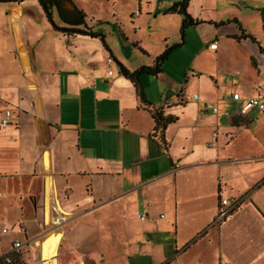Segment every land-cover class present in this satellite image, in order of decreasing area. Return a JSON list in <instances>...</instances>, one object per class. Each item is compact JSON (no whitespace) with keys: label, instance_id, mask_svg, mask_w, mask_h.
Listing matches in <instances>:
<instances>
[{"label":"crops","instance_id":"crops-1","mask_svg":"<svg viewBox=\"0 0 264 264\" xmlns=\"http://www.w3.org/2000/svg\"><path fill=\"white\" fill-rule=\"evenodd\" d=\"M107 1L110 7L109 17L106 19H100L97 14L89 13L87 11L89 3L85 0H72V3L86 15L88 27L92 30L97 28V32L102 33H105L107 28H116L123 38L124 45H107L106 48L98 39L70 37L55 31L48 23L38 0H24L19 3L0 0V118L6 108L13 112L12 124L5 128L0 127L2 158L0 182L4 185L12 183L20 186L16 194L18 200L16 205L18 212L14 215L16 223L10 226L5 224L0 229V231L4 228L12 230L2 237L4 239L12 235L7 249L0 252V257L9 251L13 241H26L24 235L16 232L17 227L25 226L21 222H26L27 217L38 210L46 207L50 210L54 209L52 206H56V209L61 208L63 213L92 215L83 219L72 230L62 234L58 254L51 257L52 263L48 261V256H43L42 259L41 251L40 254L34 255L32 262L23 259L24 261L30 264H71L67 258L74 251L77 256L74 257L76 264H86L87 261L101 264L95 260L101 255L104 259L107 257L102 264H125L114 248L108 245L107 238L102 237L95 245L92 241H80L72 236L71 232L84 222L92 221L98 224L117 223L127 232H137L139 231L137 224L134 222L131 225L130 218L125 212L135 208L137 197L144 192L145 195L150 194L151 192H148L150 188L160 189L162 187L160 180L166 176L174 181L176 175L193 170L195 175L199 177L204 175L202 179L209 181L212 171L216 169V176L211 177L212 186L201 196V199H211L214 202L211 219L217 213L219 205V202L216 203L215 194L216 186H219V182L215 185L217 178L220 179L230 199L248 197L247 203L237 212L230 214L221 225L220 242L212 237L209 243L206 241L208 245L218 244L212 256V264L214 259L229 262L225 259L224 243L228 241L226 231L231 218L241 215L246 210L245 206L250 204L259 217L253 212L254 216L264 220V213L258 208L264 207V144H258L257 155L250 158H238L237 153L227 156L223 154L228 152L227 149L234 144L237 136L240 137L242 132L252 125L253 121H250L247 115L253 111L264 115V112L252 109L246 115L238 113L228 120V125L225 127H219L218 118L213 115L205 119L199 118V113L207 115L211 112L203 109L206 104L217 105L216 116L219 114L220 106L219 78L213 77L212 72L203 70L206 51L202 48L189 61L187 68L189 71L183 80H179L173 74L165 73L164 70L156 77L160 80L156 83L142 76L141 86L145 100L149 103L142 104L135 85L119 73L118 63L127 70L134 71L142 66H152L155 57L171 43L187 45L185 33L183 40L180 34L182 18L176 14H165V11L175 3L173 0L166 4L167 8H163L162 12L155 14L172 18L174 25L169 26V29L173 36L163 37L159 42L160 45H155L157 52L150 54L145 46L142 45L144 48L142 49L139 43L130 44L123 33L124 14L137 20L142 26L141 4L143 2L148 4V0ZM193 1L189 3L188 13L193 19L201 22L196 27L203 25L206 27L199 38V45L216 43V49H209V53H215L216 58L222 56L228 59V63L236 68L235 73L234 70L232 71V77L234 82L240 80L234 84V88L226 89L225 97L239 110L241 102L235 103L232 100L234 93L240 94L243 99L255 94L256 89L264 94V90L261 89L264 81V53L259 48L264 45L263 13H260L263 35L258 36L249 28L251 18L240 16V10L244 8L239 1L228 0L227 14L222 18L210 14H205L206 16L201 18L198 14H192L190 9ZM98 7L100 8V5ZM150 13L149 11L147 17ZM56 15L62 23L57 12ZM90 15L93 18L88 23ZM252 18L260 22V17ZM233 19L237 20L245 33L251 35L257 43L250 39H237L241 32L234 23L215 26L217 23ZM53 21L57 27H60L55 19ZM92 22L94 27L90 25ZM259 22H256V26ZM132 48L141 51L149 62H141L142 59L133 61L135 56H131ZM108 58L112 59L114 65L116 64L115 71L111 70L113 64L107 65ZM250 60L256 69L259 68L257 83L253 87L242 82L243 75H238L237 72V66L247 65ZM218 69L217 63L216 70ZM109 71L111 75L108 74ZM205 72L209 75L206 76ZM166 90L172 92L162 100ZM223 90L224 87H221L222 92ZM153 110H160L164 116L174 117L175 121L165 130L156 131L151 115ZM240 117L247 122L238 121ZM198 120L216 127L217 136H213L214 143L212 138L207 144L209 149L199 147L198 143L194 142L195 135L200 133L195 127ZM256 127L262 131V135H258L262 140L264 118L256 123ZM179 147H182L181 150ZM164 156L169 158L171 165L169 171L165 170ZM199 156H202L203 160L197 159L199 160L197 164L185 165ZM251 159L254 160L250 162ZM219 163L221 164L218 165ZM251 163H254V167L249 165ZM253 168L259 173L258 181L249 176L252 175ZM246 169L249 170V174L243 173ZM206 184V181L199 180L195 186L196 191L197 185L200 189ZM2 191L4 190H0V200L5 197V191ZM57 193L63 194V198L55 199ZM148 199L151 202L149 208L154 206L163 212L166 203L164 200L155 196H149ZM24 202L27 205L23 206ZM112 211H116V216L112 215ZM106 215L107 217H101ZM161 216L163 215L160 214L159 218L163 219L164 217ZM155 218H151L146 213L145 220L141 221L138 217V221L145 222L146 219ZM30 219L32 220L28 225L31 237L41 236L36 230L35 219H41L44 222L41 223L42 225L50 224L49 214L44 213L42 217L34 214ZM54 223L59 225V232L69 224L62 216ZM142 229L148 231L153 228ZM172 229L177 243V216L173 220ZM202 231L204 232L205 229ZM202 231L181 248L182 255L207 235V232L201 235ZM143 235H146L151 243V251L156 258L162 257L164 249L161 243L149 239L151 238L149 232ZM52 236L48 232L45 240L39 243L48 246V239ZM248 238L246 247H243L244 242H240L243 245L238 243L240 255L250 251L249 246L252 244H257L252 236ZM134 239L135 235L128 240H122L120 237L118 241L122 242L119 246L124 244L126 251L138 250L135 245L130 248V243H133ZM136 239L140 242L143 238ZM24 247L35 250L32 244H26ZM40 250H42L41 246ZM182 255L176 260H180ZM38 257L39 260H36ZM263 257L264 248L261 247L247 264L260 262ZM126 258L130 261V255ZM141 258L148 259L149 264H153L149 256ZM54 260L57 263H54ZM176 260L169 258L159 264L166 262L173 264Z\"/></svg>","mask_w":264,"mask_h":264},{"label":"rangeland","instance_id":"rangeland-1","mask_svg":"<svg viewBox=\"0 0 264 264\" xmlns=\"http://www.w3.org/2000/svg\"><path fill=\"white\" fill-rule=\"evenodd\" d=\"M78 1V0H74ZM80 1V0H79ZM87 3H89L87 7V11L89 13H95L97 14L100 19H106L109 17V7L110 3L107 0H85ZM172 0H148V4H145L144 2L141 4V19L143 20L142 26L139 25V22L137 20L131 19L128 15L124 14V35L127 37L128 41L132 45H140L142 47L145 46L148 53L153 54L154 52H157V49L155 45H160V40L162 41L163 37L168 35L170 38L173 36V33L171 29H169V26L174 25L172 18H168L163 15L156 16L158 12H162L163 8H167L166 4ZM175 2L181 1V0H173ZM242 5V8L240 10V16L243 15L246 18L250 19V25L249 28L251 31H254L258 34V36L263 35V28L261 23V12L264 16V0H237ZM71 3H65V7L67 10H70L72 8V0H69ZM100 5V8L98 7ZM136 5V4H135ZM228 0H194L191 4L190 12L195 15L201 16V18H204L205 14H210L211 16H216L217 18H222L224 15H226ZM138 9V7H136ZM140 9V8H139ZM150 13V16L147 17L148 12ZM87 13V12H86ZM88 15V13H87ZM89 16V15H88ZM91 16V15H90ZM94 16V15H93ZM260 17L259 20H252L254 17ZM92 16L88 17V23L92 20ZM95 19L97 17L94 16ZM53 19H55L58 26L63 27L65 26L62 24L56 15V12H53ZM145 19V21H144ZM176 19V18H175ZM170 21V22H169ZM259 22L258 26H256V22ZM255 24V25H253ZM92 27H94L93 22L90 24ZM139 26V27H138ZM204 29H206L205 25L199 26V27H190L185 30V35L187 38V45H180L172 51L170 54V57L168 61L164 64L163 70L167 74H173L174 77L179 78V80H183L186 76V73L189 71L188 63L193 58L195 53L199 49H204L206 51L204 53V56L206 58V61L204 62L205 65L203 67V70L206 72H212V76H217L219 78L218 82V102H219V114L216 116L215 114L209 112L207 115H203L201 113L198 114L199 118H209L210 116H214L218 118V126L219 127H225L228 125V120L238 115L239 110L235 107L234 104L229 102V100L225 97L226 89L228 88H234V84H237V82L240 80L238 77V81L234 82V79L232 77V71L234 70V73L236 72L235 66L228 63V59H225L222 56H219L216 58L215 53H209L210 52V45H199L200 43V36L203 34ZM94 31H98V29H93ZM105 36V42L106 45H124L123 38L118 32L116 28H107V31L105 33L103 32ZM174 44L171 43V45H168L167 47L173 46ZM264 47V45H262ZM165 50V49H164ZM142 52L136 48H132L131 56H135V59L133 61H136L137 59H142L141 62L147 61L149 62V59L144 57ZM132 59V58H131ZM218 63V70H216V64ZM116 65V64H115ZM113 64V68L115 71V66ZM120 73L119 66L117 67ZM259 68H255V65L253 62L248 61L247 65L244 66H237V72L238 75H243L242 82H246L247 85L250 87H253L254 84L257 83L256 76H257V70ZM204 73L206 76H208V73ZM237 74V73H236ZM149 79H152L151 81L153 83H156L160 80H157L156 77L146 76ZM241 82V83H242ZM221 87H224L223 92L221 91ZM256 88V87H255ZM261 89L264 90V81H262ZM172 92L171 90H166L162 100L165 99L169 95V93ZM252 94V93H251ZM249 94V95H251ZM211 95V94H210ZM212 97V95H211ZM176 98V96H175ZM9 110L12 112L11 109L6 108L4 111ZM3 111V112H4ZM13 114V112H12ZM242 117V116H241ZM237 119L238 121L244 123L247 122L246 119L243 118ZM247 118L252 122V125L249 126L246 131L242 132V135L239 137L237 136V140H234V144L230 146V149H227L228 152L223 154V156H227L230 154L237 153L238 158H246V157H253L257 155L256 151L258 148V144H264V138L262 140L259 139L258 135H262V131H260L259 127H256V123L264 118V115L258 114L255 111L251 112L249 115H247ZM198 131L197 135H195L194 142L198 143L199 147H204L205 149L208 148V143L211 142V139L213 138V134L215 133L216 127L211 126L208 122H203L201 120H198L196 126ZM212 127H215L213 130ZM220 132V131H219ZM217 134V133H215ZM256 138V140H255ZM208 140V142H207ZM213 143L214 138H213ZM219 142V141H218ZM174 145V144H173ZM182 147H179L181 150ZM202 159V156L196 157L192 159L191 161L185 163V165L190 164H197L199 160ZM0 160L2 158L0 157ZM254 159L249 160L252 162ZM165 162V170L169 171L171 169L170 161L167 156H164ZM3 163V162H1ZM219 163L218 165H220ZM252 167H254V163L249 164ZM254 169V168H253ZM255 171V172H254ZM257 169H254L252 172L253 179H257V181L260 179V177H257L259 174L256 172ZM217 170L212 171V176H210L209 181L202 179L204 175H195L194 171H185L180 175H176V178L170 179V177H164L161 179L162 187L157 190H152L150 188L148 192L150 191V194H146L144 192L142 195L137 197V203L135 205L134 209H129L126 212L127 216H129L131 225L135 222L138 226L139 231H131L127 232L125 228H120V226L116 223H106L98 224L94 223L93 221L90 222H84L82 225H79L74 231L71 232L72 236L75 238H78L80 241H92L95 245L99 240L102 239V237L107 238L109 240L108 245L114 248V251L117 253L118 256H120V259L125 262V264H149L148 259L141 258L142 256H149L151 258V261L153 264H159L163 262L166 259L171 258L172 260H176L180 255H182L181 248L191 239H193L199 232H201L203 229L205 231L201 234L204 235L207 232V235L200 239L196 244L192 245L187 252H185L180 260H176L173 262V264H212V256L214 253V250L217 249L218 244H212L208 245L210 242V237H212L214 240L220 242V228L221 225L226 221V218L223 220L218 219V211L215 213V216L212 218V211L214 209V202L211 199H201V196L207 193L209 188L212 186L211 177L213 178L216 176ZM244 174H249V170H244ZM53 174V173H52ZM251 174V173H250ZM224 175V174H222ZM172 180V181H171ZM206 181L207 184L201 188H198L197 185V191L195 189L196 183L198 181ZM159 181V182H160ZM219 182V186H216L215 194H216V203L219 202L218 210L220 207V201L222 199H226L228 202H230L232 206L231 213L237 212L241 207L244 206V204L247 203L248 197L245 198H234L230 199L229 196L226 193V190L222 187V184L220 183V179H216L215 185ZM211 183V184H210ZM255 183V182H254ZM243 184V183H242ZM0 190L5 191V197L0 200V229L3 227V225L8 224L13 225L16 223L14 215L18 212V200L16 198V194L20 190V186L12 183L2 184L0 182ZM244 190V188L242 189ZM246 190V189H245ZM2 191V192H4ZM9 193V195H8ZM149 196H155L156 198L160 200H164L165 206L162 211H159L154 206H150L151 202L148 199ZM60 200L63 198V194L57 193L55 196V199ZM28 202V201H27ZM117 203V202H116ZM27 205L26 202H24L23 206ZM217 206V204H216ZM260 206V205H259ZM43 207V206H42ZM54 209L48 210L46 207L43 208V210H38L37 212L31 214L29 217H27L26 222H21L23 225L27 227L28 235L30 236V228L28 225V222L31 221L30 219L32 215L40 216L42 217L45 213L46 215H50V224L42 225L43 222L41 219H35V225L36 230H38V233H41V236L38 235L35 239L36 243L32 244L35 250L33 251L30 248L23 247L21 250L22 258L32 262L34 255L40 254V251L43 256H48V261L52 263V256H56L58 254L59 249V242L61 241L62 234L66 233L67 231L72 230L75 226H77L83 219L86 217L88 218L92 214H82V215H76V213H63L62 209H56V206H52ZM264 213V207H258ZM245 211L242 212L239 216H234L231 218L229 225L227 227V236L228 241L224 243V252H225V259L229 260L231 264H247L251 257H253L257 252H259L260 248H264V220L261 218H256L254 216L255 211L252 210L253 208L250 207V204L246 205ZM251 209V210H250ZM210 211V212H209ZM251 211V212H250ZM119 213V211H117ZM254 212V213H253ZM63 213V214H62ZM112 215L116 216V211L111 212ZM146 213L149 214V216L156 217L154 220L146 219L145 222H139L138 217L141 215H145ZM163 215V219L159 218V215ZM257 215V213H255ZM64 217L65 221L68 224V226L60 232L58 231L59 225H55V221H58L59 218ZM177 216V225H178V234H177V243L175 241V235L174 230L172 229V223L173 220ZM230 216V215H229ZM258 216V215H257ZM101 217H107L101 216ZM259 217V216H258ZM92 219V218H91ZM54 220V221H53ZM212 220V221H211ZM137 221V222H136ZM263 221V222H262ZM211 222V223H210ZM38 223V225H37ZM44 223V222H43ZM49 223L48 220L46 222ZM40 224V226H39ZM210 224V225H209ZM42 225V226H41ZM208 226V227H207ZM152 227V230L144 231L142 228ZM43 228L45 230H43ZM48 229V231H47ZM156 230V231H155ZM51 233L53 236L51 239H48V246L45 247L44 244H40L39 242H42L45 240L47 233ZM59 232V233H58ZM145 232L151 233V238L154 241L160 242L161 246L163 247V255L162 257L156 258L154 253L151 251L152 245L148 241L146 235H143ZM159 232H161L159 234ZM132 235H135V239L133 240V243H130V248L136 246V248H139L138 250L134 249L133 251L130 249V251H126V247L124 244L120 247L122 241H118L121 237L122 240L130 239ZM153 235V236H152ZM249 236H252L253 239H255L257 244H252L249 246L250 251H247L244 254H239L238 252V243L244 242L245 245L243 247H246L247 242L249 240ZM12 238L11 236L5 237L0 242V252H3L7 249L8 244ZM136 238H143L140 240ZM38 240V241H37ZM72 240V238H71ZM76 240V239H75ZM208 243H207V242ZM215 242V241H214ZM243 245V243H240ZM140 245V247H139ZM40 246L41 249L40 250ZM223 248V247H222ZM122 250V251H121ZM179 250V252H177ZM121 251V252H120ZM81 254V253H80ZM130 255V261L127 260V256ZM76 253L73 251L70 256H68L67 260L71 262V264H76L75 258ZM82 257V255H81ZM40 257H38L36 260H39ZM96 261H99L101 264L105 263L107 260V257L104 259L103 255H101L99 258L95 259ZM226 261H221L220 259L215 260L213 264H230ZM54 263H57L56 260H54ZM252 263V262H251ZM249 263V264H251ZM86 264H93L90 261H87ZM120 264V263H116ZM255 264H264V257L260 260V262H257Z\"/></svg>","mask_w":264,"mask_h":264},{"label":"trees","instance_id":"trees-1","mask_svg":"<svg viewBox=\"0 0 264 264\" xmlns=\"http://www.w3.org/2000/svg\"><path fill=\"white\" fill-rule=\"evenodd\" d=\"M22 1L24 0H2V2H7V3H19ZM190 1L191 0H181L175 2L165 11V14H176L181 16L182 22H181L180 34L182 40L184 37V32L185 30H187V28L196 27L199 24H201L200 21L193 19L188 13V6ZM38 3L48 23L55 31L61 32L70 37L80 36L90 39H98L104 45V47L107 48L104 34L102 32L94 31L92 30V28L86 25V15L84 14L83 11L77 9L73 5L71 10L66 9L65 3H70L69 0H38ZM54 10L57 12L62 23L65 24L67 27L60 28L56 26V24L53 21ZM227 23L236 24V26L240 30L241 35L237 39H250L252 42L257 43L256 40L251 35L245 33V31L242 29L238 21L235 19L217 23L215 24V26H222ZM262 23L264 28V16L262 17ZM179 45L180 44H174L173 46L166 47L161 54L155 57L152 66H142L134 71H129L122 64L118 63L120 74L135 85L136 92L142 104L148 105L149 103L145 100V96L141 86V77L144 75L157 77L159 74H161L163 72V66L168 61L170 54ZM259 48L261 52L264 53V48L262 47ZM151 115L155 122L156 131L165 130L168 125L172 124L175 121L174 117L164 116L160 110L151 111ZM14 261L17 263V258H15ZM16 263H11V264H16ZM0 264H8L5 262L4 256L0 257ZM163 264H168V262Z\"/></svg>","mask_w":264,"mask_h":264},{"label":"built area","instance_id":"built-area-1","mask_svg":"<svg viewBox=\"0 0 264 264\" xmlns=\"http://www.w3.org/2000/svg\"><path fill=\"white\" fill-rule=\"evenodd\" d=\"M216 43H213L210 45V49L215 50L216 49ZM107 65L113 64V61L111 58H108L106 60ZM109 75H111V71L108 72ZM232 100L235 103H240L241 102V107L239 109V114L240 115H246L250 110L252 109H257L258 111L264 112V94L259 90L256 89L255 94L252 96H249L245 99H243L240 94L234 93L232 95ZM204 110H209L213 114L218 113V107L217 105H205L203 107ZM13 122V114L9 110H6L3 112L1 118H0V127L5 128L8 127L12 124ZM214 137L217 136V134H213ZM232 210V206L230 202H228L226 199H222L220 201V207L218 210V219L223 220L224 218L228 217L230 215V211ZM163 217V216H161ZM139 219L141 221L145 220V215L139 216ZM11 229L9 228H4L0 231V240L2 237L8 235L11 233ZM17 233H20L25 236V242L21 241H13L10 245V249L7 253H5L3 256L5 258L6 263H16L14 260L17 258V263L16 264H30L29 262H26L23 260L22 255H21V250L23 249L24 245L26 244H34L36 243L35 239L36 237H31L28 235L27 227L26 226H19L16 229ZM34 241V242H33ZM38 241V240H37Z\"/></svg>","mask_w":264,"mask_h":264}]
</instances>
